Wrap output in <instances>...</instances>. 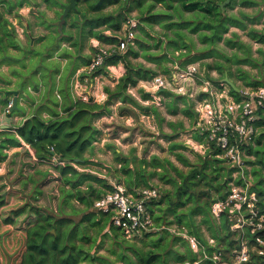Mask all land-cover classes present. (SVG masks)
I'll return each instance as SVG.
<instances>
[{
    "label": "trees",
    "instance_id": "trees-1",
    "mask_svg": "<svg viewBox=\"0 0 264 264\" xmlns=\"http://www.w3.org/2000/svg\"><path fill=\"white\" fill-rule=\"evenodd\" d=\"M258 1L264 2L231 0L225 11L233 10L236 4L241 8L254 7L258 5ZM223 2L224 0H118L106 1L99 7L95 6L96 0L82 2V7H87L89 12L97 14L105 6H121L107 15H81V22L76 19L73 23L79 34L94 38L101 44H117L118 38L114 34L121 31L123 23L128 19L126 16L137 11L139 17L136 21L140 35L133 40V45H128L123 52L108 56L103 67L91 76H85L94 78L105 74L107 67L123 65L124 74L116 81L114 87L104 88L107 96L104 104L96 103L92 99L86 102L80 99L74 102L64 100L61 105L65 102L67 106L61 110V114L55 108V114L50 115L48 119L37 114L29 117L15 129L14 134L0 131V163L6 159L4 150L20 147L22 141L25 147L20 161L27 166L30 162L32 166L50 165L48 173H54V181L56 173V180L60 183L58 191L62 209L59 210L57 218L41 208L36 209L30 203L22 204L19 209L8 210L3 197H0V230H3L0 234V247L5 243L9 244L11 247L8 255L16 254L12 258L18 260V264H102L107 259L98 256L94 247L98 248L99 242L105 237H109L114 244L123 246L122 252L116 254L113 249L111 253L125 264H183L185 261L195 260L187 244L178 237L173 236L171 239V234L166 231L157 235L147 234L140 241L142 247L125 239L119 242V235L123 238L124 236L119 228L113 226L110 215L94 209V202L112 191L111 179L114 183L125 186L128 192L134 195L140 189L154 188L150 182L154 177L172 184V191L162 195L159 193L158 198L148 205L154 222L159 226L176 225L179 228H187L189 234L200 239L192 219L193 216H201L200 223L208 226L214 239L220 242L226 240L224 225L218 226L215 232L209 222L212 202L215 198H224L232 181V170L225 160L216 157L219 152L195 154L194 163L183 154H175L182 166L188 169L187 172L158 157H152L149 161L146 158L136 160L121 157L117 160L120 168L111 171L110 168H103L108 171L104 176L99 171L91 170V166L98 164L85 157L101 134L95 126V120L107 113L113 100L119 99L123 104L130 105L145 115H149V111L157 115L156 108L142 107L128 90L137 86L140 81L151 80L160 74L169 75L171 69L167 64L183 68L192 63L213 59L212 63L203 62L202 66L208 71H216L220 75L219 79L231 66H236L237 72L242 73L240 66L252 65L250 46L244 44L235 33H232L231 38L225 36L231 28L246 31L249 16L241 10L232 15L222 13L220 5ZM147 3L149 4L145 9ZM155 6L160 8L152 13ZM79 9L71 11L66 19L72 13L78 16L82 12ZM183 13H192L194 17L187 20ZM152 25L159 26L161 30L157 37L147 29ZM101 28L104 30H99ZM106 30H110L112 36H107ZM185 31L197 35L202 47L197 49ZM247 35L251 40L264 44V32L250 29ZM15 38L14 28L0 13V55L9 48L18 49ZM225 49H229L232 54L226 55ZM163 51H166L167 55H164ZM137 59H142L144 63L134 62ZM90 61L89 57L84 58L83 66L89 65ZM146 64H152L155 68L147 67ZM55 71L59 72L60 66L55 65ZM245 77L242 75L243 80H246ZM213 83L216 84L217 80L213 79ZM263 84L246 82L245 86L258 87ZM59 92L64 99L70 97V93L65 94L61 87ZM139 93L142 100L150 99L147 94L141 91ZM229 94L239 100V93L233 89H229ZM165 95L172 96L170 93ZM8 102L6 98L2 99L0 104L4 108ZM56 106H59L57 102ZM255 127L257 134L253 142L245 146V163L251 167L252 190L259 197H264V108L258 110ZM175 150L187 151L181 144H172L169 151ZM54 157L57 159L56 163L52 161ZM76 160L81 162L76 163ZM149 168L160 169V172H149ZM171 172H174V176H171ZM72 202H76L78 207L73 206ZM64 208L71 211L64 212ZM74 218H77V221ZM177 242L187 246L185 252L174 248ZM126 250L130 251L132 256H128Z\"/></svg>",
    "mask_w": 264,
    "mask_h": 264
},
{
    "label": "crops",
    "instance_id": "crops-1",
    "mask_svg": "<svg viewBox=\"0 0 264 264\" xmlns=\"http://www.w3.org/2000/svg\"><path fill=\"white\" fill-rule=\"evenodd\" d=\"M0 2H3L0 3V13L14 28L16 33L15 42L18 47V49L9 48L3 55H0V101L6 98L13 101L15 95L6 96L7 92H15L17 95V109L14 110L15 112L12 111L10 115L0 114V131L14 134L17 127L36 114L44 119L50 118V115L55 114L56 98L60 101L67 100V102H70L71 100L74 102L79 99L81 93H84L88 99H92L96 103L104 104L106 102L107 96L104 93V88H113L116 81L124 74V68L121 64L108 67L105 74L89 78L85 82L87 85L81 84L78 89L75 88L76 83L79 82L78 78L83 77L81 74L84 68L83 59L87 57L91 59L95 53L94 45L98 40L89 38L85 34H79L73 23L75 19L81 22V15L85 14L87 17H93L98 15L97 13L89 12L88 8L82 7L83 4L80 2L77 8H80L79 10L82 12L78 16L72 13L69 18H65L64 22L57 27L59 34H55L53 24L57 16L60 19L63 11L62 5L68 3L66 0H0ZM258 6L259 3L257 6L248 8ZM245 9L241 8V11L244 12ZM261 11L256 18L249 16L247 22L249 29L240 31L231 28L225 36L232 35V33L239 36V32H243L248 37L247 32L250 29L264 32V9ZM107 14H109L107 9L104 14L99 13V15ZM185 17H188V14ZM253 19L257 20H254V22ZM119 32L122 33V31ZM185 33L192 42V37L198 38L197 35L190 34L189 31H185ZM105 34L109 36L110 32H105ZM248 39L250 43H247L246 40L244 42L240 40L251 48L252 65L240 66L242 73L237 72L236 66H231L228 72H224L221 79H219L220 75L216 71H211V77L217 80V83H223L226 76L234 84L236 90L239 91L246 87V82L264 83V44L257 43L249 37ZM201 47L202 45L198 42L196 48ZM164 52L166 51H163V54ZM55 65L60 66L59 72L55 71ZM146 66L155 68L152 64ZM167 66L171 69V73L169 75L160 74L161 76L170 77L174 68L178 67V65L173 64H167ZM242 75L243 77L246 76V80L242 79ZM148 81H140L137 86L130 88L128 93L142 107L156 108L157 115L151 111H149V115H145L140 110L123 104L119 99L113 100L108 106L107 113L95 120V126L101 131V134L98 141L85 155L90 162L98 164L91 166V170L97 168L100 170H98L99 172L102 171L105 174H107L108 171L106 170L109 168L110 171L112 169L118 170L120 164L117 160L121 157L135 158L136 160L146 158L148 161L152 157H158L161 160H168L173 166L177 167L175 154H182V151H169L170 146L172 144L185 146L186 144L185 148L187 150H193L196 144L200 142L201 137L196 130L198 118L194 109V101L190 98L174 95L166 89H159L156 92L144 90L143 83ZM211 82L215 88L216 86L222 88L229 94L231 87L227 84L223 83L222 87H218L217 83H213V80ZM60 87L65 94L70 93L69 98H62L59 92ZM140 91L147 94L150 99L142 100ZM165 93H170L172 96H166ZM208 98L210 96L205 93L197 95V100ZM58 105V108L61 107L60 103ZM59 114L61 113L59 112ZM4 127H7V129L4 130ZM141 131L157 136L158 139L160 135L162 138L160 140L164 139L165 144L168 146L170 156L162 158L156 153L148 154L147 151L141 155L139 152L141 148H137ZM24 147L25 144L21 141L20 147L5 149L6 158L16 155L18 151L24 150ZM103 168L107 169L104 170ZM39 169L42 172L48 171L50 165L40 164ZM150 171L160 172V169L149 168ZM34 174L39 173L35 172ZM113 181L110 180V182Z\"/></svg>",
    "mask_w": 264,
    "mask_h": 264
},
{
    "label": "built area",
    "instance_id": "built-area-1",
    "mask_svg": "<svg viewBox=\"0 0 264 264\" xmlns=\"http://www.w3.org/2000/svg\"><path fill=\"white\" fill-rule=\"evenodd\" d=\"M137 27V21L128 18L123 23L122 33L114 34L118 38L117 44L103 45L96 41L95 53L81 74L91 76L103 67L105 58L133 45ZM85 78L87 82L89 77ZM80 86L77 82L75 88ZM222 86L223 83L218 85ZM143 89L150 92L166 89L174 95L192 99L198 118L196 130L201 137L196 150L202 155L219 152L216 157L225 160L232 170L227 194L222 199L215 198L210 206L213 220L219 227L222 221L224 223L226 240L207 238L204 239L205 246L185 228L157 225L148 208L149 203L158 198L159 192L155 188H143L134 195L122 184L111 182L112 191L96 200L94 209L109 214L113 226L131 242L138 243L147 234L157 235L164 231L181 238L195 257L194 261L183 264H264V197L252 190L250 170L245 163V146L253 142L257 134L258 110L264 108V84L242 88L237 101L222 88H215L211 81L204 80L199 63H192L183 68L175 67L170 77L159 75L144 82ZM202 93L210 98L197 100V95ZM79 99L88 101L84 93ZM12 108L13 101L10 100L3 115H10ZM52 161L56 163L57 159L54 157ZM2 170L0 165V173Z\"/></svg>",
    "mask_w": 264,
    "mask_h": 264
},
{
    "label": "rangeland",
    "instance_id": "rangeland-1",
    "mask_svg": "<svg viewBox=\"0 0 264 264\" xmlns=\"http://www.w3.org/2000/svg\"><path fill=\"white\" fill-rule=\"evenodd\" d=\"M66 2H68V0H66ZM258 3H259V6L256 8H248V9L246 8L244 10L245 14H247L251 18L258 17L259 12H262L261 10L264 9V2L259 1ZM148 4L149 3H147V5L145 6V9H147ZM120 6H121L120 4L105 6L101 10V14H104V11L106 9L108 10V13L116 11L119 9ZM159 8H160L159 6H155V8L151 12L154 13L157 10H159ZM239 10H241V7L236 4L234 6L233 10H231V11L226 10L225 13L227 15L237 14ZM186 14H188V17H185ZM183 15L187 20H192V18L194 17V15H192L190 13H183ZM60 17H61V15H60ZM138 17H139V12H137V11H134L131 14H129L128 16H126V18H134L135 20H138ZM254 20L255 19H253V21ZM75 23H76V21H75ZM58 25H59V16H57L55 18V22L53 24V26L55 27V34H57V33L59 34L58 29H57ZM102 29L104 30V28H101L99 30H102ZM147 29L149 30L150 34H152L153 36H156V37L158 34L161 33V30H160L159 26H157V25H152L151 27H147ZM248 29H249V27H248ZM105 32L111 33L110 30H106ZM139 35H140V32H139V29L137 28L135 31V38H136V36H139ZM239 36L243 42H244V40H246L247 43H250V40L248 39V37H246L243 34V32H239ZM226 37L231 38V34L229 36L227 35ZM192 40H193V43L195 44V46L198 47V38L192 37ZM219 48H221V47H219ZM224 52L228 56H230L232 54V52L229 49H225ZM134 62H140L141 63L144 61L142 59H137ZM212 62H213V59H208L204 63H212ZM196 63H199L200 68L202 69V78L204 80L212 81L214 78L211 77V71H208L206 69V67L202 66L203 62H196ZM71 76H73V75H71ZM82 76L83 77L78 78L79 83L87 85L85 83V79H86L85 75L83 74ZM55 98H56V96H55ZM55 100L57 101V103H60V104L62 103V100L60 101L57 98ZM65 106H67L65 104V102H64L63 106L61 105V107H59V108H58V106H56L57 112H61V110ZM4 109H5V107L3 109H2V106L0 107V114H3ZM160 138H161L160 135H159V139H158L157 136H152L147 132L141 131L140 132V142H139V145L137 146V148H141L139 150L141 155L147 151L148 154L149 153H156L159 156H161L162 158H167V156H170L168 153V146L165 144L166 143L165 140L164 139L160 140ZM185 146H186V144H185ZM188 150L187 151L180 150V151H182V154H184L183 155L184 157H187L193 163L196 162L195 154L202 155L195 148H193V150L192 149L191 150L188 149ZM22 152H23V150L18 151V153H16V155H14V156L11 155L8 159L6 158L4 162L0 163V165L1 164L3 165V166L1 165L3 167V170L0 173V197L1 196L3 197V202H5L6 205L8 206L7 207L8 210L19 209L21 206H23L22 204L30 203L36 209L41 208L42 210H44L46 212H50L51 214L55 215V218H57L59 210L62 209L61 208L62 200H61V198H59L58 187H59L60 183L56 180V173H55V181H54V178H53L54 173L53 172H50V173H48V171L42 172V170L39 169V165L32 166V162H30L29 163L30 165H28V166L25 165V163L20 161V159H21L20 156H21ZM174 159H175V157H174ZM177 162H175L177 167L179 169H181L183 172H187L188 169L185 168L184 166H182V164L178 160H177ZM247 167L249 168V170H251V167L249 165H247ZM93 170L98 171L99 169L95 168ZM35 172H38L39 174L35 175L34 174ZM101 174H102V176L106 175L104 172H102ZM109 176H111V175H109ZM171 176H174V172H171ZM249 179H252L251 175L249 176ZM151 186H153L155 189H157L159 191L160 195H162L165 192L172 191V189H173L172 184L164 183V181L159 180L158 177L153 178V180L151 182ZM20 199H21V201H20ZM72 204H73V206L78 207L76 202H72ZM63 210H64V212H70L71 211L69 208L68 209L64 208ZM209 217H210L209 222L216 232L217 227H218V223L215 220H213V218L210 215H209ZM168 218L170 220L172 219L171 217H168ZM201 219H202L201 216H193L192 221H193V224L198 231V235L201 237L200 240L203 242V244L205 246H207L205 240L207 238H213V237L211 235V232L209 231L208 226L206 224L200 223ZM74 220L77 221V218H74ZM223 225H224V223L222 221L221 226L223 227ZM223 229H224V227H223ZM186 230L188 231L187 228H186ZM52 232L54 233V231H52ZM2 233H3V230H0V234H2ZM1 237L2 236H0V241H1ZM170 238L172 239L173 236L171 235ZM123 239H125V238H123L122 235H119L118 241L121 242ZM125 240H127V239H125ZM127 241L130 243H134V242H131L129 240H127ZM16 243H17V245L19 244L18 242H16ZM136 245L139 247L143 246V244H141L140 242L136 243ZM86 246L89 247V245H86ZM186 247L187 246L181 244L180 242H177L176 245L174 246V248L176 250H179V252H185ZM94 249L97 250L96 254L98 256H103L107 259V261L105 263H102V264H125V262L121 261V259H117L116 255H113L111 253V250H113V249L116 252V254L122 252L124 250L123 246H121V244H116V243L114 244L109 237L103 238L101 240V242H99L98 248H97V246H95ZM94 249L91 250L92 253L94 252ZM125 253L128 256H132V253L128 250H126ZM14 255H16V254L8 255V257H9L8 264H18V260H15L12 258ZM169 260H171V259H169ZM171 263H173L172 260H171ZM0 264H2V262H0ZM80 264H85V263H80ZM173 264H179V263H173Z\"/></svg>",
    "mask_w": 264,
    "mask_h": 264
},
{
    "label": "water",
    "instance_id": "water-1",
    "mask_svg": "<svg viewBox=\"0 0 264 264\" xmlns=\"http://www.w3.org/2000/svg\"><path fill=\"white\" fill-rule=\"evenodd\" d=\"M85 0H68V3L65 4V5H62V14H61V17L59 19V25H61L65 18L67 17V15L71 12V11H75L77 9V5L80 3V2H84ZM106 1H113V2H116L118 0H96V3H95V6L96 7H99L101 6L104 2ZM231 0H224V2L220 5V10L222 13H225V8L230 4ZM17 41V40H16ZM164 54L166 55V52H164ZM223 83L227 84L229 87H231L236 93L239 92V90H236L234 84H232L228 78L225 76V79L223 81ZM8 95H15L14 99H13V108H12V111H14L15 109H17V106H16V102H17V98H16V93L15 92H7L6 93V96ZM7 129V127H4V130ZM54 154V153H52ZM76 163L78 162H81V160H76L75 161ZM53 233V232H51Z\"/></svg>",
    "mask_w": 264,
    "mask_h": 264
},
{
    "label": "clouds",
    "instance_id": "clouds-1",
    "mask_svg": "<svg viewBox=\"0 0 264 264\" xmlns=\"http://www.w3.org/2000/svg\"><path fill=\"white\" fill-rule=\"evenodd\" d=\"M112 197H109V199H111ZM10 245L5 243L2 247H0V262H2V264H8V252L10 250Z\"/></svg>",
    "mask_w": 264,
    "mask_h": 264
}]
</instances>
